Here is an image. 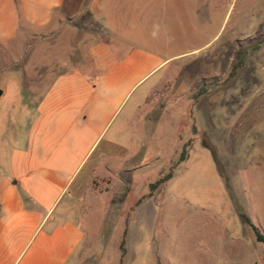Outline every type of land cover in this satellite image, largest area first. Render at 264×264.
Returning a JSON list of instances; mask_svg holds the SVG:
<instances>
[{
	"label": "rangeland",
	"instance_id": "374dc122",
	"mask_svg": "<svg viewBox=\"0 0 264 264\" xmlns=\"http://www.w3.org/2000/svg\"><path fill=\"white\" fill-rule=\"evenodd\" d=\"M106 8L107 26L166 62L117 122L135 113L139 135L124 139L126 126L113 145L114 127L72 189L102 152L124 162L94 180L105 202L89 201L82 224L102 249L93 245L85 264H264V244L242 217L264 230V0H108ZM78 20L77 41L102 33L90 15Z\"/></svg>",
	"mask_w": 264,
	"mask_h": 264
},
{
	"label": "crops",
	"instance_id": "0c3cea01",
	"mask_svg": "<svg viewBox=\"0 0 264 264\" xmlns=\"http://www.w3.org/2000/svg\"><path fill=\"white\" fill-rule=\"evenodd\" d=\"M106 1L0 0V264H85L94 246L102 249L82 224L85 206L105 202L94 180L124 162L102 152L72 189L114 127L113 145L126 126L124 139L139 135L135 113L117 122L166 62L106 25ZM85 14L102 33L77 41ZM141 133L151 136L148 127Z\"/></svg>",
	"mask_w": 264,
	"mask_h": 264
},
{
	"label": "trees",
	"instance_id": "16d2710c",
	"mask_svg": "<svg viewBox=\"0 0 264 264\" xmlns=\"http://www.w3.org/2000/svg\"><path fill=\"white\" fill-rule=\"evenodd\" d=\"M186 158V146H184L182 153L180 155L179 160L183 161ZM167 177L165 178H160L155 184H151V191H153V189H156L158 185H160L162 182H164V180H166ZM244 221L250 225V227L252 228L256 240L263 243L264 244V230H262L260 228V226H258L257 224H255L254 222H252V220L250 219L249 216L247 215H242ZM123 252L125 251L124 249V243L122 242V246H121ZM123 256V255H122Z\"/></svg>",
	"mask_w": 264,
	"mask_h": 264
},
{
	"label": "water",
	"instance_id": "95a60500",
	"mask_svg": "<svg viewBox=\"0 0 264 264\" xmlns=\"http://www.w3.org/2000/svg\"><path fill=\"white\" fill-rule=\"evenodd\" d=\"M2 92H3V90H2V88L0 87V96L2 95Z\"/></svg>",
	"mask_w": 264,
	"mask_h": 264
}]
</instances>
